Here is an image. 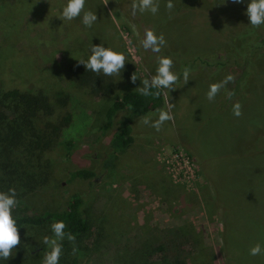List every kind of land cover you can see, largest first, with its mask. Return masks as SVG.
Masks as SVG:
<instances>
[{"label":"rangeland","instance_id":"1","mask_svg":"<svg viewBox=\"0 0 264 264\" xmlns=\"http://www.w3.org/2000/svg\"><path fill=\"white\" fill-rule=\"evenodd\" d=\"M101 2L111 23L105 40L90 44L125 52L121 74L130 83L128 89L139 87L153 73L157 55L170 56L177 74L189 68V80H179L163 94L161 109L171 104L173 120L165 121L159 132L140 122L152 111L132 121V145L118 157L114 171L95 176L93 186L81 179L61 184L44 200L32 199L33 206L37 211H63L73 193L89 190L85 197L92 201L91 214L103 222L102 201H116L109 206L115 211L106 213L110 220L106 218L104 225L103 242L110 255L102 259L93 255L89 263L111 264L113 251L132 245L129 237L140 231L172 237L176 228L188 227L196 238L182 239L179 251L184 248L182 257L189 254L193 264H264V255L247 254L252 244L264 245V26H246L245 3L230 0H172L170 11L160 0L155 16L147 12L131 16L132 0ZM145 28L163 33L166 47L161 53L139 48ZM226 75L232 80L213 101L205 99L208 85ZM226 91L232 92L231 99ZM117 97L107 96L105 103ZM237 101L241 115L234 117L231 105ZM84 123L73 125L65 137L67 147L60 158L64 169L94 165L86 156L92 150L80 132ZM57 173L66 179L63 170ZM169 182L172 187L167 188Z\"/></svg>","mask_w":264,"mask_h":264},{"label":"trees","instance_id":"2","mask_svg":"<svg viewBox=\"0 0 264 264\" xmlns=\"http://www.w3.org/2000/svg\"><path fill=\"white\" fill-rule=\"evenodd\" d=\"M63 2L0 0V191L16 189L18 205L13 215L21 227L14 255L5 264H40L46 251L41 237L51 235L49 224L56 220H63L65 231L74 237L61 242L59 264H98L96 260L89 263L96 254L107 258L104 225L106 213L115 211L109 206L116 201H102L103 222H98L99 216L91 214L92 201L85 197L89 190L73 193L63 211H37L32 199L44 200L56 187L74 179L92 181L114 171L118 157L132 145V121L165 107L163 94L141 96L137 88L128 89L130 83L122 74H94L77 63L90 42L105 40L111 20L101 0H87L85 8L97 16L92 28H84L79 17L60 21ZM117 86L124 90L117 92ZM113 94L118 95L116 100L105 103ZM76 120H86L80 132L92 150L86 156L94 165L68 170L60 160L61 151ZM111 129L115 130L109 134ZM103 138H107L105 143ZM59 170L66 179L58 178ZM89 184L93 186L94 181ZM175 189L181 196V190ZM192 236L196 238L188 227L185 231L176 228L172 237L140 231L129 237L132 245L126 243L113 251L111 264H193L189 254L182 257L184 248L179 251L181 240Z\"/></svg>","mask_w":264,"mask_h":264},{"label":"clouds","instance_id":"3","mask_svg":"<svg viewBox=\"0 0 264 264\" xmlns=\"http://www.w3.org/2000/svg\"><path fill=\"white\" fill-rule=\"evenodd\" d=\"M160 0H132L129 14L136 16L137 13L143 15L148 13L155 16L158 13ZM233 4L245 3L243 15L247 18V25L252 28L264 26V0H230ZM86 0H64L59 9V20L71 22L79 17L80 24L84 28H92L97 22V16L94 10L85 8ZM167 10L173 8L172 0H164ZM135 26H133V29ZM139 36V33H136ZM139 48L152 53H161V49L166 47V41L163 33L157 34L152 28H145L143 36L138 40ZM82 65L84 70L91 71L94 74H102L104 76H113L121 74L126 63V54L124 51L104 44L89 46L85 56H81L76 60ZM190 70L185 67L179 74L173 71V60L167 55H157L155 58V68L153 73L146 75L140 81L137 90L144 97H161L165 92L174 89L179 80H189ZM135 80V79H133ZM232 80L230 75H226L223 80L210 83L205 92V99L213 101L217 93ZM231 91H226L228 99L232 97ZM168 104L167 109H155L152 113L141 118V123L151 127L154 131L159 132L165 121H172L173 115L171 111L172 105ZM241 105L237 101L231 105V113L234 117L241 115ZM18 201L16 198V189L8 188L7 191H0V264L5 262L14 255L12 251L14 246L19 243L18 229L16 217L13 212L17 208ZM66 225L63 220H56L49 224L51 235L41 237V243L45 246L46 251L40 260V264H59L62 251V241L67 239L73 240L72 233L65 231ZM75 251V249H73ZM247 254L251 257L264 255V245L260 242L252 244L247 249Z\"/></svg>","mask_w":264,"mask_h":264}]
</instances>
